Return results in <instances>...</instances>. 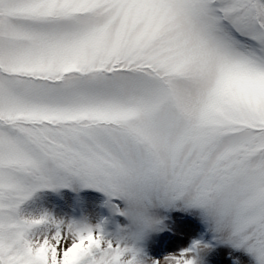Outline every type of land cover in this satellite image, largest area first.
Masks as SVG:
<instances>
[{"label":"snow or ice","instance_id":"6c2138e0","mask_svg":"<svg viewBox=\"0 0 264 264\" xmlns=\"http://www.w3.org/2000/svg\"><path fill=\"white\" fill-rule=\"evenodd\" d=\"M74 186L114 234L32 202ZM178 206L264 264V0H0V264H201L139 246Z\"/></svg>","mask_w":264,"mask_h":264},{"label":"rangeland","instance_id":"374dc122","mask_svg":"<svg viewBox=\"0 0 264 264\" xmlns=\"http://www.w3.org/2000/svg\"><path fill=\"white\" fill-rule=\"evenodd\" d=\"M73 198L77 199V204L72 203ZM107 199L108 197L98 190L75 188L74 186L58 190L42 189L34 194L32 202L35 207L47 210L57 219L81 220L87 218L92 224L106 219L108 221L105 225L106 230L114 234L117 225L123 224L125 221L123 217L112 214L110 208L105 204ZM121 206H123L122 202ZM159 215L165 218L163 230L148 232L140 241L139 246L148 256L160 258L177 252L192 243L189 236L198 237L202 224L199 223L201 218L198 211H184L178 206L169 210H160ZM212 235L215 236L216 243L212 248L209 246L201 253V264H234L236 259L250 264V257L243 250L235 249L231 245L221 242L216 238V234L211 228L203 238L205 240ZM202 242L206 244L205 241L202 240Z\"/></svg>","mask_w":264,"mask_h":264}]
</instances>
